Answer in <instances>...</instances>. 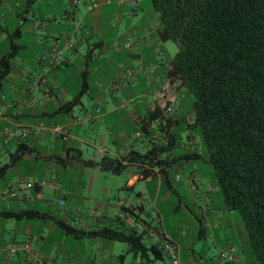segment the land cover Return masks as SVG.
<instances>
[{
  "label": "crops",
  "instance_id": "crops-1",
  "mask_svg": "<svg viewBox=\"0 0 264 264\" xmlns=\"http://www.w3.org/2000/svg\"><path fill=\"white\" fill-rule=\"evenodd\" d=\"M38 1L0 0V57L7 53L11 42L19 44L11 58L9 73L0 80V264H109L110 261L124 264L128 254L132 255L130 264H155L156 259H152L150 251L140 257L127 253L128 245L116 244V240L76 238L60 229L56 219L85 229L107 226L106 223L127 229L126 223L115 217V213L125 206L145 225L143 236L147 245L153 242L152 232L165 233L160 217V227L152 223L144 205L143 191L136 188L140 181L152 183L156 178L160 185L165 183L170 187V174L177 172L175 162L186 160V155L196 151L182 155L181 160L171 148L158 153L157 158L166 159L162 166L143 155L153 146L177 137L179 132L175 127L180 129L188 118L185 96L181 97L182 90L174 92L176 81L166 77L165 51L159 46V37L154 38L155 32L158 36L161 29L148 28L146 32L138 33V24L132 23L140 9L138 0H135V9L121 0H93L95 5L90 10L85 5L89 0H83L82 4H74L73 0H50L37 6ZM60 19L83 20V23L77 30H59L55 23ZM27 35L29 42L39 47V51H33L30 56L26 53ZM155 47L163 52L161 60L155 56ZM91 75L95 77L94 83L89 80ZM160 90L165 91L164 97H159ZM77 96V102L66 111L63 104ZM156 107L162 115L151 119L149 112ZM120 112L123 113L122 120L130 121L131 125L124 129L114 125L100 132V124L106 121L105 118ZM38 127L40 130H36ZM18 128H27L29 132L22 137H10L8 130ZM58 138L62 145L49 144ZM187 140L190 144L198 143L190 131ZM172 144L176 146V143ZM83 147L94 152L85 155ZM20 152L19 158H13ZM75 152L81 159L74 157ZM105 155L117 158L129 167L122 189L134 191L135 198L130 200L115 192L110 195L111 188L106 184L94 191L93 178H90L88 194L83 198L106 207L103 212L90 209L84 215L79 207H67L70 191L57 179L54 170H44V176L39 178L37 171L40 169L33 161L49 159L55 166L60 163L63 167H87L82 160L97 163ZM26 164H31L30 173L22 170ZM88 167L92 171L102 170L99 164ZM12 169L13 178L10 179L8 172ZM193 171H190L187 183L197 190ZM44 178L50 179L49 185L58 192L56 198H44V184H39ZM203 187L202 203L198 206L200 214L195 217L204 227L197 233L198 238L209 236L212 241L214 252L212 256L208 255L210 264L220 261V254L227 246H232L235 257L233 262L223 264H248L226 238L231 225L224 219L229 213L222 206L220 197L211 196L206 184ZM119 190L117 188V193ZM212 190L218 191V188L211 185L209 191ZM110 206H114L113 211ZM19 210H30L33 215L20 220L2 215L5 211ZM144 213L147 218L142 217ZM73 216L79 219L78 225L70 223ZM9 242H30L31 249L7 256ZM177 243L180 257L188 245L181 241ZM201 251H206L204 245ZM124 253V257H120ZM160 253L157 259L162 256V251ZM194 253L191 250L193 256L189 264L198 261ZM137 257L140 258L138 261Z\"/></svg>",
  "mask_w": 264,
  "mask_h": 264
},
{
  "label": "trees",
  "instance_id": "trees-1",
  "mask_svg": "<svg viewBox=\"0 0 264 264\" xmlns=\"http://www.w3.org/2000/svg\"><path fill=\"white\" fill-rule=\"evenodd\" d=\"M149 1L161 23L159 40L178 45L173 57L163 61L166 77L179 81L181 97L184 90L191 96L189 107L186 104L190 121L185 123L190 131L199 133L203 151L186 155V160L200 158L212 167L222 206L239 212L248 239V258L264 264V0ZM18 48L19 44L11 42L0 57V80L9 73ZM154 53L162 59L161 49L155 47ZM77 100L78 96L64 103V109L70 110ZM149 115L156 119L162 112L156 107ZM174 140L176 137L153 146L144 157L162 166L166 159L156 155L172 149ZM20 156L21 152L15 153L13 158ZM74 157L81 159L78 152ZM82 162L99 164L113 173L125 167L117 158L106 155L97 163ZM2 215L20 220L29 219L33 212L5 211ZM56 222L76 238L124 242L127 253L140 257L150 251L154 260L162 251L154 241L147 245L143 232L133 229L108 225L85 229L60 219ZM203 228L199 225L198 232Z\"/></svg>",
  "mask_w": 264,
  "mask_h": 264
},
{
  "label": "rangeland",
  "instance_id": "rangeland-1",
  "mask_svg": "<svg viewBox=\"0 0 264 264\" xmlns=\"http://www.w3.org/2000/svg\"><path fill=\"white\" fill-rule=\"evenodd\" d=\"M50 0H39L36 5L40 6L43 5L44 2L48 3ZM140 2V9L138 11V15L136 17V20L133 19L134 26L138 24L136 28L138 33L146 32V29L150 28L153 31H156L157 29H161V23L158 18V13L152 9L150 5L149 0H138ZM58 13V12H57ZM58 16V15H57ZM59 18V16H58ZM80 23H83V20H67L60 19L59 23H55L56 25H59V30L63 28H75V30L79 29L78 26ZM135 28V27H134ZM29 35L25 37V43L28 45L26 53L27 55H31L33 51H39L38 45H35L33 43L29 42ZM154 38H158L157 32L154 34ZM159 46L164 49L165 51V57L166 59H170L173 57L175 52L178 49V45L173 41H166L162 42L159 41ZM44 50V48L41 49V51ZM26 57V56H25ZM27 60V59H26ZM30 60V58L28 59ZM27 60V61H28ZM94 76L91 75L89 80L91 83H94ZM51 79V78H50ZM176 85L174 86V92H180L181 87L179 86V82L176 81ZM185 94V101L187 102V105L189 107L191 96L190 94L186 93V90H184ZM120 98L122 97L119 95ZM123 113L120 112L117 115L107 116L105 118L106 121L100 124V132L111 129L114 125H117L118 127L128 128L131 123L124 122L122 120ZM188 122L190 121L189 118H187ZM175 131L179 132V137L177 135L176 137V146H174L172 149L175 152V155L177 158L181 157L182 155L191 152L196 151L198 153L202 154V146L201 141L199 137V133L197 131L191 130L186 127V123L182 122L180 129L178 127H175ZM190 131V133L193 136H196V140L198 143H188L187 140V133ZM96 133H93L95 135ZM98 134V132H97ZM163 140V139H162ZM154 142H157V140H154ZM49 144L54 146H60L62 145V140L58 138L55 140V142H50ZM107 144H109L107 140ZM110 145V144H109ZM152 145V144H151ZM138 147L141 149V143L138 142ZM40 150L43 152L44 149L40 148ZM51 150H55V148H51ZM84 154L89 155V153H93V149H86L83 147ZM56 151V150H55ZM87 157V156H85ZM35 158V157H33ZM181 160V159H179ZM34 164L37 165V168L40 169L37 171L38 177L44 176V170L46 169H52L54 170V175H56L57 179H59L62 182V185L67 188L70 193L68 194V203L67 207L72 206L75 209L77 207L81 208V213L84 215L85 211H89L90 209L92 211H104L105 204L102 203H95L91 202L89 200H85L83 196H87V186L90 178H93L94 183V191L99 190L100 186L102 184H106L111 188V194L115 192L116 195H126L128 199H134L135 198V192L128 190V189H122V185L125 183L126 175L128 172L129 167H124L120 172L113 173L110 170H100L96 169V171H92L91 167H81V166H72V167H63L60 163H58L56 166L52 165V162H50L49 159H33ZM31 164L29 165H23V172L30 173ZM174 167L177 168L176 174L171 173L170 174V183L171 186L169 187L167 184L163 183L160 185L158 183V179H153L152 183H146L144 181H140L139 188L143 191V198H144V205L146 208V211L149 212V215L152 217V223L155 224V226L160 227L161 223L159 222V217L162 219V223L165 225V233L167 236L171 237L172 240L175 242L181 241L183 245L185 242L187 243L188 247H185L184 253L179 257V263L180 264H189L190 259L193 255H191V250H193L195 253V257L198 260L196 264H210V260L208 258V255H213V245L211 238L208 236L203 239H199L197 236L198 230H199V224L195 217V215L200 214V210L198 209V206L201 205V191H204L203 185L206 184L207 191L211 196H218L219 193L216 190L209 191L211 185L215 186V177L213 174L212 167L207 164L204 160L200 158H193L189 160H181V162H175ZM194 170L195 173L194 179L197 182V190H195L194 187L189 185L187 183V177L190 174L191 170ZM14 169L10 170L8 172V178H13V171ZM45 183L43 186V195L44 198H56L58 195V192H55L50 183V179L44 178ZM47 179V180H46ZM120 189L122 190H119ZM117 188L119 192L117 193ZM73 193L75 195H73ZM219 197V196H218ZM217 200V199H216ZM219 201V200H218ZM181 202V204H180ZM114 206H110L109 209L113 211ZM219 211H222L218 209ZM229 214H227L226 218H224L230 225L231 229L229 230L228 235L226 238H229L231 243H233L236 248L242 253L244 258L247 260L248 264H258L257 261L254 258H248V239L246 231L243 227L239 212L237 210H230L227 211ZM146 214L144 213L142 217H145ZM70 223L73 225H78L79 219L76 218V216H73V218L69 219ZM105 225H109L106 223ZM116 227V226H114ZM119 229L123 230L122 227H118ZM230 228V227H229ZM181 234H185L184 236H180ZM222 237V234H220ZM116 244H120L122 246H126V243H123L121 241H116ZM180 244V243H179ZM202 245H204L205 250L208 252L201 251ZM244 249V250H242ZM247 249V251H246ZM245 251V253H244ZM140 258L137 257L138 261ZM204 260V261H203ZM132 262V255L128 254L125 260L124 264H130ZM115 261H110L109 264H113ZM155 264H171L170 258L164 251H162V256L160 259L155 260Z\"/></svg>",
  "mask_w": 264,
  "mask_h": 264
},
{
  "label": "built area",
  "instance_id": "built-area-1",
  "mask_svg": "<svg viewBox=\"0 0 264 264\" xmlns=\"http://www.w3.org/2000/svg\"><path fill=\"white\" fill-rule=\"evenodd\" d=\"M121 2L126 3L132 9H135L137 7V2L135 0H121ZM73 3L82 4L84 3V1L83 0H73ZM85 5H86V8L90 10L93 8L95 4L93 0H89ZM158 95L159 97H164L165 91L160 90L158 92ZM40 128L41 127H38L36 130H40ZM43 128L44 127H42V129ZM56 130L59 131L58 128ZM28 132L29 130L27 128H18V129L8 130V134L10 137H22L23 135H26ZM44 183H45V179L39 182L40 185H43ZM60 203H63V201L61 200ZM115 217L125 222L129 229H133L141 233L145 232L146 230L145 225L139 222L136 219L135 215L130 211L120 209L115 213ZM150 235L153 241L158 244L160 249L164 251L166 255H168V257L170 258L171 264H180L179 263V245L177 242L172 240L171 237L167 236L165 233L161 231L152 232ZM30 249H31L30 242H20V243L9 242L6 245L7 256L15 255L19 250L29 251ZM233 251L234 249L230 247L228 249H225L223 252H221L220 261L217 264H223V263L233 260L234 259ZM40 264H45V263H40Z\"/></svg>",
  "mask_w": 264,
  "mask_h": 264
}]
</instances>
